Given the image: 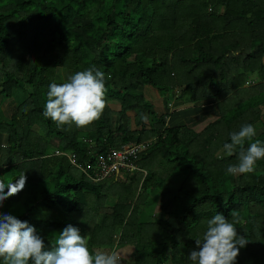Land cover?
Segmentation results:
<instances>
[{
	"label": "trees",
	"instance_id": "obj_1",
	"mask_svg": "<svg viewBox=\"0 0 264 264\" xmlns=\"http://www.w3.org/2000/svg\"><path fill=\"white\" fill-rule=\"evenodd\" d=\"M93 65L105 73L103 115L87 128L59 129L43 115L50 84ZM147 87L166 107L175 92L197 109L214 103L218 118L198 130L168 125ZM229 95V106L219 104ZM10 99L18 105L0 117V180L26 183L0 213L34 226L49 248L71 225L93 253L132 246L131 264H192L195 240L222 214L249 240L236 264H264V160L233 176L226 168L240 149H223L245 124L264 146V0H0V100ZM47 139H61L80 167L49 156L40 145ZM145 141L134 163L146 175L95 173L109 145ZM174 177L177 189L160 192Z\"/></svg>",
	"mask_w": 264,
	"mask_h": 264
},
{
	"label": "clouds",
	"instance_id": "obj_2",
	"mask_svg": "<svg viewBox=\"0 0 264 264\" xmlns=\"http://www.w3.org/2000/svg\"><path fill=\"white\" fill-rule=\"evenodd\" d=\"M248 84L249 81L245 87L249 86ZM146 89L151 90L150 87ZM106 92L105 73L93 65L87 70L71 75L64 83H51L43 115L61 130L72 126L81 129L87 128L103 115L107 106ZM179 96L180 93L175 92V97L172 99L178 103V105H174L175 107L183 104V98H178ZM161 99L163 100V98ZM173 104L170 102L168 106ZM164 108L166 111L163 113L159 114L156 110L158 107L153 108V112L156 115H162L174 111L168 110L167 107ZM194 108L195 105L192 109ZM202 108L209 110L212 117H216L213 121L218 118L215 114L217 108L214 103L209 106L203 105ZM192 109L183 110V112H187V114L190 112L194 116ZM187 114L185 115L187 116ZM143 119L146 120L147 117L145 116ZM168 120L169 116L167 124L170 125ZM256 135V129L252 124H245L239 131L230 134L231 143L223 145L224 151L229 156L233 155L238 148L240 151L238 163L228 165L227 174L236 176L253 173L256 170L257 162L264 160V146H261L259 140L252 142ZM82 141L88 146L95 144L91 139H82ZM246 141L250 144L247 150H244ZM147 142L150 143V141ZM128 144L132 143L122 144L119 147L109 145L107 152ZM57 146L49 156L64 157L71 164L80 167L71 151L60 150L59 144ZM137 169L134 172L140 171L146 175L145 171H141L138 167ZM125 172L127 171L121 172V177L117 179L124 180ZM25 183L26 177L24 176L14 184H5L0 180V207L10 196L17 195L22 191ZM231 216L235 221L237 212L233 211ZM195 243L198 250H193L189 255L192 264H236L240 249L244 248L249 240L245 236L238 235L234 222L226 220L222 214H216L207 222V229L202 239H196ZM120 261L121 255L115 250L111 252L95 250L93 253V250L88 247L87 238L82 237L76 227L69 225L65 228L56 236L55 243L51 244L49 248L44 239L37 234L34 226L11 214L0 213V262L2 264H120Z\"/></svg>",
	"mask_w": 264,
	"mask_h": 264
},
{
	"label": "rangeland",
	"instance_id": "obj_3",
	"mask_svg": "<svg viewBox=\"0 0 264 264\" xmlns=\"http://www.w3.org/2000/svg\"><path fill=\"white\" fill-rule=\"evenodd\" d=\"M59 77L63 78L61 76V74L59 73L58 74ZM249 82H255V79L252 78L249 80ZM248 87V86H246ZM144 94H146V98L149 102H151L153 105H154V108L156 109L158 107V112L159 114L160 113H163L165 110L164 107H166L164 104H163V100L161 98H163V96H161L160 94H158L157 92L153 91L152 89H145V92ZM233 96V95H232ZM231 97H228V96H223L219 103L221 105H224V106H229L230 103L233 101V98ZM18 102V101H17ZM171 104H173L174 100H171L170 101ZM18 105V103L16 104L14 99H10V100H0V117L5 120L9 119L11 117V115L14 113L15 111V108L16 106ZM111 105L115 108V111H118L120 110V108L118 107L119 106V103L118 102H112ZM173 107V108H172ZM194 104L190 103V102H186V103H183L182 105H179L177 107L174 106V104L172 106H168V110H174L172 112H170L169 114V124L170 125H177L179 123H183V124H186L188 126H194L193 128L195 129H201L203 128L205 125H207L208 123H210L211 121H213L216 117H212L211 114L209 113V110H204V108L202 109H197V108H194ZM176 109V110H175ZM188 109H192V112L194 113V116L191 115V113L189 112L187 114V112H183V110H188ZM258 110L264 114V105H262L261 107L258 108ZM205 111V112H203ZM187 114V116L185 115ZM131 116V121L134 123V120L132 118V114H130ZM115 118H117V115L115 114ZM133 128H135V126L133 125ZM151 139L153 137H150ZM49 140V144L47 143V141H42L41 142V147H45L46 148V151L51 153V152H54V148L55 147H58L56 144L52 143L53 140H55L56 142L59 143H62V140L58 139H47ZM154 143V141L152 142ZM216 156H220V154H218V152H215ZM55 155H58L57 153H55ZM50 166V165H49ZM12 176V173L10 172V175L7 176V177H10ZM177 177L175 178H171L169 180H167L163 186L162 189H160V192H171V191H175L177 189V187L180 185V182L179 180H176ZM103 213L105 212L104 210L102 211ZM154 212H158L157 208L156 210H154ZM150 213H151V210H149L148 212H145V216H142L140 215L139 219L141 220V222H144L147 218H152L150 217ZM148 215V216H147ZM115 250V249H113ZM117 252L120 253L121 255V260H123L124 262H127V264H131L130 263V259H132V255H133V247L131 246V248H123V249H118L116 250ZM122 261V262H123ZM121 262V263H122Z\"/></svg>",
	"mask_w": 264,
	"mask_h": 264
},
{
	"label": "built area",
	"instance_id": "obj_4",
	"mask_svg": "<svg viewBox=\"0 0 264 264\" xmlns=\"http://www.w3.org/2000/svg\"><path fill=\"white\" fill-rule=\"evenodd\" d=\"M149 142L132 143L120 148L110 149L107 155H100L95 173H99L101 179L116 176L121 177V172H134L137 169L134 160L140 153L149 147Z\"/></svg>",
	"mask_w": 264,
	"mask_h": 264
}]
</instances>
